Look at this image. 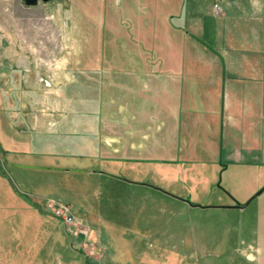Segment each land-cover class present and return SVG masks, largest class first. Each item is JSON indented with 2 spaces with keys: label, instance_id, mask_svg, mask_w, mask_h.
<instances>
[{
  "label": "rangeland",
  "instance_id": "obj_1",
  "mask_svg": "<svg viewBox=\"0 0 264 264\" xmlns=\"http://www.w3.org/2000/svg\"><path fill=\"white\" fill-rule=\"evenodd\" d=\"M0 264H264V0H0Z\"/></svg>",
  "mask_w": 264,
  "mask_h": 264
},
{
  "label": "crops",
  "instance_id": "obj_2",
  "mask_svg": "<svg viewBox=\"0 0 264 264\" xmlns=\"http://www.w3.org/2000/svg\"><path fill=\"white\" fill-rule=\"evenodd\" d=\"M237 13L241 14L242 16H239ZM229 14H231V16ZM204 17L207 19V16H204ZM220 19L221 20H219V21L221 23H222V21L223 22L226 21V23H228V25L230 24V26H227L225 28H222V27L213 28L210 25L213 23L216 24V22L211 20L210 17H208V19H207V20H209V21H207L208 25L205 24V27L207 29L204 27L202 28L203 33L205 32V29L207 30V32L204 33L205 37H206V35H208L211 38L212 35H215L216 38H220L222 36H225L226 40H227V38L233 39V37H234V40H244V8L243 7H239L236 5L235 6L230 5V6L225 7V16H224V18L221 17ZM192 28H194V27H192ZM7 40H8V38H7ZM243 45L244 44H242V46Z\"/></svg>",
  "mask_w": 264,
  "mask_h": 264
},
{
  "label": "built area",
  "instance_id": "obj_3",
  "mask_svg": "<svg viewBox=\"0 0 264 264\" xmlns=\"http://www.w3.org/2000/svg\"><path fill=\"white\" fill-rule=\"evenodd\" d=\"M219 9L220 8L217 7V10H219ZM55 213L61 218V220H63L64 224H66L68 226L71 233L77 234L78 232H82L81 229L77 228V226L74 228L72 227V224H73L72 218L67 215V208L57 207L55 210Z\"/></svg>",
  "mask_w": 264,
  "mask_h": 264
},
{
  "label": "water",
  "instance_id": "obj_4",
  "mask_svg": "<svg viewBox=\"0 0 264 264\" xmlns=\"http://www.w3.org/2000/svg\"><path fill=\"white\" fill-rule=\"evenodd\" d=\"M48 1L49 0H22L23 4L25 6H28V7H30V6H36L39 2H41V3H47ZM260 192H261V190L259 191V193ZM245 205H247V204H245Z\"/></svg>",
  "mask_w": 264,
  "mask_h": 264
}]
</instances>
